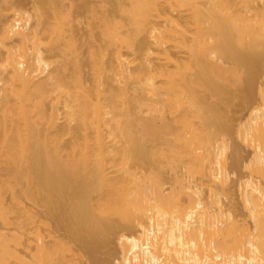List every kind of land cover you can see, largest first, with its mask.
<instances>
[{"label":"bare ground","instance_id":"bare-ground-1","mask_svg":"<svg viewBox=\"0 0 264 264\" xmlns=\"http://www.w3.org/2000/svg\"><path fill=\"white\" fill-rule=\"evenodd\" d=\"M91 2L0 0V264H264V0Z\"/></svg>","mask_w":264,"mask_h":264},{"label":"rangeland","instance_id":"rangeland-1","mask_svg":"<svg viewBox=\"0 0 264 264\" xmlns=\"http://www.w3.org/2000/svg\"><path fill=\"white\" fill-rule=\"evenodd\" d=\"M102 1L101 0H92L91 4L93 3L92 5H94L95 7L98 6L99 8H101V4L100 3ZM112 4H113L112 2H109L107 4V9H109V10L112 9ZM30 7H31V5H28L29 9H30ZM75 8L76 7L74 6L73 10H75V14L77 13L76 11H78L81 14H83L82 10H80L79 8L78 9H75ZM32 11H34V10H32ZM81 14H79V15H81ZM86 15L89 17V14H87V13H85V16L81 15L82 18H80V19H82V22L81 21H77V23H75V29H76L77 36L79 38H81V39L84 38L87 41L89 38L87 39L86 37L88 35L90 36L91 27L87 23L88 20H86ZM87 19H89V18H87ZM248 107H249L248 103L243 102L241 99L240 100L239 99H235L229 105H227L225 109H226V111H227V113L229 115H232L234 118H238V117H241L242 115H245L247 113ZM248 153H249V151H247L246 149L243 150V155L244 156L248 155ZM231 162H232V160L229 159V163H231ZM232 164H233V162L231 163V166H233ZM243 173H244V170L242 168H234L233 175H232V183H231L233 189H236L235 180L238 177H240ZM223 202H224V204H226L225 207L227 209L235 208V210L238 209L237 211L242 209L241 199H240L239 196H236L235 202L233 201L234 202V206L236 205V207H233V206L230 207L229 206L230 205V203H229L230 201L226 197L223 198ZM227 203H228V205H227ZM38 211L41 214L45 215V212L43 211V209L39 208ZM51 225H52V228H51L52 235H54V236L57 235L58 237H65L66 236V233L64 232V230H62L59 227H57L56 224L53 221H51ZM73 247L77 250V253H78V261H77L78 264H92L95 259L102 260V261H107V260L113 258L116 254H118L117 240H116L114 235L111 236V242L110 243H108V242L102 243L97 248V250L95 249V250L91 251L92 252L91 256L89 254L91 252L87 253L88 250L82 248L81 246L79 247L78 245H76V243L73 244ZM93 258H95V259H93Z\"/></svg>","mask_w":264,"mask_h":264}]
</instances>
